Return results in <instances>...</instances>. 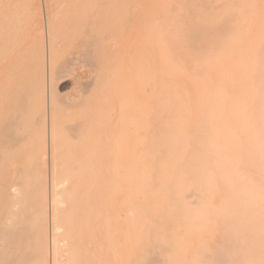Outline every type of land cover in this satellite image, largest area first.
Segmentation results:
<instances>
[{"label":"bare ground","instance_id":"obj_1","mask_svg":"<svg viewBox=\"0 0 264 264\" xmlns=\"http://www.w3.org/2000/svg\"><path fill=\"white\" fill-rule=\"evenodd\" d=\"M24 1L0 0V264L123 260L98 110L117 99L115 34L133 66L125 263L264 264V0ZM27 14L38 35L24 49ZM81 65L91 104L64 128L79 137L65 157L58 76Z\"/></svg>","mask_w":264,"mask_h":264},{"label":"rangeland","instance_id":"obj_2","mask_svg":"<svg viewBox=\"0 0 264 264\" xmlns=\"http://www.w3.org/2000/svg\"><path fill=\"white\" fill-rule=\"evenodd\" d=\"M17 4L20 7V10H23V7L25 5L24 0H17ZM25 13V12H24ZM33 19V18H32ZM32 19L28 18L27 15H23L16 19V30L18 31V34L21 35L22 41L21 46L25 49L30 46L35 45L37 35L33 30L31 31L29 26L31 24L33 25ZM45 28V27H44ZM46 31V29H45ZM109 33V31H108ZM111 33V32H110ZM107 35V34H106ZM122 38V39H121ZM125 38V34H115L113 39V48L111 53L107 55V57L113 58V65L115 66V73L117 74V99H113V103L110 104L109 100L104 97V99H99L98 101V110H99V122L101 127V146L104 147V149L108 148L109 146V154L106 152L105 157L103 156L100 158L102 160V173L105 175V179H107V175L110 173V170L114 169L113 173H116L112 176L108 182L111 184V188L109 191H106L105 195H112L114 201H111V196H109V204L110 210L113 215V225H117L116 229V247H115V254L116 256H120V258H123L121 263H118L116 261L115 264H126L125 263V257L128 255V215H129V204L126 201V197L128 195L129 189H128V181L127 178H130L128 175L129 170L126 168L127 166L125 164L132 163V146L133 143V130H132V120H131V109L130 104L128 101H131V99H120L123 94V98L125 97V91L126 89H122V86L125 82H127L128 73L133 69V66L130 65V53L127 49L124 51L119 47V43ZM16 50V48H14ZM14 50V52H15ZM68 55V54H67ZM11 65V64H10ZM13 66L7 65L6 70H11ZM78 75L80 79L76 76ZM89 75V70L87 67L81 65L79 66L78 71L76 73H70L66 72L64 74H59V80H58V93L60 95V98L55 104H56V117L58 120H56V124L59 126V130H63L60 132V138L59 139H65V143L61 145L62 147V154L67 157L71 154V150L73 147L78 145L79 143V137L73 136L72 138H66L67 134L65 133V126L73 124L76 121L84 120L85 113L87 112L88 108L90 107V101L91 99L84 98L86 94L85 89L80 84L81 80H85ZM27 72L22 73V79L26 78ZM78 78V79H77ZM13 83V79H11ZM3 81L0 83V114L4 115L5 113H9V109H7V104H5L6 99H2L4 93L6 94L5 90L8 92L9 89H12L10 87L8 90L6 89L7 86L5 82ZM126 84V83H125ZM10 85V84H9ZM12 85V84H11ZM14 85V83H13ZM9 93V92H8ZM112 100V99H111ZM110 100V101H111ZM3 101V102H2ZM26 101V99H25ZM32 101V99H27V103ZM4 103V104H3ZM6 107L3 109V107ZM86 107V109H85ZM9 111V112H8ZM159 118H156L155 123H159ZM108 131L110 133H108ZM107 132V135H106ZM109 134V136H108ZM113 136H112V135ZM111 135V136H110ZM142 135H144V132L142 131ZM158 137V144L160 143V137L157 134ZM58 139V140H59ZM111 140V141H109ZM60 148V146H59ZM103 150V148H102ZM60 153V151H58ZM110 154L112 155L110 158ZM67 155V156H66ZM109 155V156H108ZM111 161H110V160ZM111 162V163H110ZM110 164H115V166L110 167ZM50 164H47L46 170L48 172V175L50 176L51 173V167ZM128 166V167H129ZM156 174L157 171L155 170ZM112 173V174H113ZM48 176V177H49ZM115 177V179H113ZM49 180V178H48ZM130 180V179H129ZM128 190V191H127ZM112 199V200H113ZM112 204V205H111ZM115 216V217H114ZM127 218V219H126ZM117 221V223L115 222ZM122 221V222H121ZM126 228H128L126 230ZM119 230V231H118ZM118 231V232H117ZM125 232V233H124ZM122 233V234H121ZM121 237V239H120ZM125 237V238H124ZM127 238V239H126ZM120 243L121 246H120ZM126 244V245H125ZM125 247V248H122ZM124 250V252H123ZM112 252V253H113ZM123 252V254H122ZM115 254L113 255V258L116 259Z\"/></svg>","mask_w":264,"mask_h":264}]
</instances>
